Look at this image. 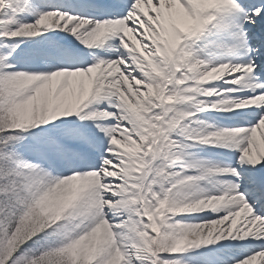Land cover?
<instances>
[{
  "label": "snow or ice",
  "instance_id": "6c2138e0",
  "mask_svg": "<svg viewBox=\"0 0 264 264\" xmlns=\"http://www.w3.org/2000/svg\"><path fill=\"white\" fill-rule=\"evenodd\" d=\"M0 264H264V0H0Z\"/></svg>",
  "mask_w": 264,
  "mask_h": 264
}]
</instances>
